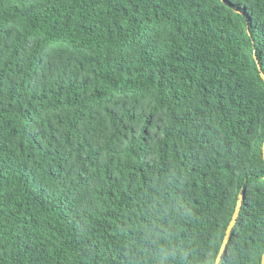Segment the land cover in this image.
Returning a JSON list of instances; mask_svg holds the SVG:
<instances>
[{"label":"trees","instance_id":"trees-1","mask_svg":"<svg viewBox=\"0 0 264 264\" xmlns=\"http://www.w3.org/2000/svg\"><path fill=\"white\" fill-rule=\"evenodd\" d=\"M264 0H0V264H261Z\"/></svg>","mask_w":264,"mask_h":264},{"label":"water","instance_id":"water-1","mask_svg":"<svg viewBox=\"0 0 264 264\" xmlns=\"http://www.w3.org/2000/svg\"><path fill=\"white\" fill-rule=\"evenodd\" d=\"M256 64H257V68H258L260 77H261V79L264 82V74L261 71V67H260V65L258 64L257 61H256ZM262 158H263V161H264V142L262 144ZM242 199H243V193H241L238 196V199L236 201L234 212H233V214L231 216V219H230V222H229V224H228V226H227V228L225 230V235H224V238H223V242H222V244L220 246V249H219V252L217 254V257H216V260H215V264H220V259H221L222 255L224 253L226 243H227V241L229 239V236H230V233L232 231V228L235 225L236 220L238 218V215H239V212H240V208H241V204H242ZM261 264H264V252H263V254L261 256Z\"/></svg>","mask_w":264,"mask_h":264}]
</instances>
